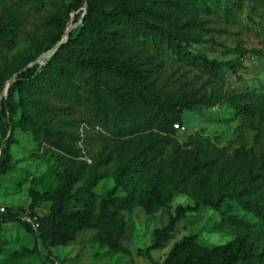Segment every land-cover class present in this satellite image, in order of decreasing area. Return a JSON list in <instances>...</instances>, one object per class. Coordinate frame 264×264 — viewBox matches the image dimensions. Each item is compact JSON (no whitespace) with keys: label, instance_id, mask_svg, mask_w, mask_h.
I'll return each instance as SVG.
<instances>
[{"label":"trees","instance_id":"trees-1","mask_svg":"<svg viewBox=\"0 0 264 264\" xmlns=\"http://www.w3.org/2000/svg\"><path fill=\"white\" fill-rule=\"evenodd\" d=\"M246 5L264 13V0H0V73L6 80L55 48L72 14L75 24L81 22L39 72L17 78L2 102L0 178L9 171L16 130L51 153L61 171L56 189L30 193L31 222L8 209L0 216V264H11L4 258L8 224L25 228L35 250L67 247L95 231L92 242L119 253L125 251L127 213L141 208L156 216L178 195L194 205L179 206L169 224L154 231L153 244L141 252L148 264H264V85L229 90L221 98L187 78L194 71L210 84L225 68L236 73L248 57L264 56L238 46L226 49L237 63L218 62L192 50L211 43L206 37L215 17L230 20ZM21 34L28 37L25 51L18 50ZM222 102L256 133L252 145L230 151L199 132L179 140L175 126H185L186 112ZM92 143L96 153L88 164L82 147ZM112 175L117 186L98 196L95 190ZM228 202L260 224L231 214ZM43 204L50 209L39 216ZM201 207L220 213L236 238L210 248L186 236L164 261H155L151 252L164 250L177 224Z\"/></svg>","mask_w":264,"mask_h":264},{"label":"rangeland","instance_id":"rangeland-1","mask_svg":"<svg viewBox=\"0 0 264 264\" xmlns=\"http://www.w3.org/2000/svg\"><path fill=\"white\" fill-rule=\"evenodd\" d=\"M231 8H234L233 5ZM75 17L76 14H72L71 33L81 23L75 24ZM208 28L210 32L206 39L210 40L211 43L193 46L192 50H199L211 60L237 63L239 57L226 55V49H235L238 46L249 51L260 50L264 52V13L262 8L258 6L246 5L243 12H237L236 16L230 20L226 19L223 14L218 15ZM34 31L35 29L31 32ZM18 40L20 43L18 50H27L28 37L21 34ZM52 50L44 52L39 58ZM45 61L39 62L27 70L28 75L39 72L45 65ZM172 71L171 68L167 70L164 77L165 81L169 78L171 80ZM223 73L222 77L212 79L210 84L206 83V77L201 78L194 71H190L187 78L194 84L195 88L203 87L204 92L207 93L214 91L222 98L229 90L264 85V56L248 57L244 61V67L236 73L228 68H225ZM11 79L6 80L5 75L0 73V100ZM8 95L9 92L5 94V98ZM184 124L187 131L184 134L181 131L178 132L180 141L186 142L190 136L199 132L205 140H209L213 145L230 151L241 144L252 145L256 136L254 131L235 117L224 102L214 108L202 107L196 112H186ZM13 136L14 142L10 148L12 162L8 173L0 178V207L17 214L22 220H27V213L32 202L30 193L32 191L43 193L46 190L56 189L58 185L57 175L61 168L51 153L46 154L44 149L38 150L31 135L16 130ZM82 148L86 154L82 160L91 164V155L96 153L95 144H89L87 148L84 145ZM1 160L2 151L0 150V163ZM116 186L117 180L112 175L103 180L95 192L98 196H103ZM120 194L123 195L121 191ZM181 205H194V203L188 197L178 195L171 204V208L156 216H148L141 208H136L132 213H127L129 230L122 243L125 251L119 253L101 248L92 242L91 238L96 234L95 231L81 233L77 240L67 247L46 249L40 246L38 250H35L36 241L34 237L19 223H11L5 226L4 237L9 245L4 258L11 264H148L149 260L142 256L141 252H146L151 247L154 231L167 226L171 216L175 215L176 209ZM227 206V210L231 214L247 219L254 224H260L255 216L247 214L235 203L228 202ZM49 209V204H43L37 213L39 216H43L49 212ZM237 234L236 229L224 223L220 213L201 207L199 211L188 214L185 219L179 222L171 242L164 250L152 251L151 257L158 262L164 261L174 243L186 236H196L199 244L214 248L233 241Z\"/></svg>","mask_w":264,"mask_h":264},{"label":"water","instance_id":"water-1","mask_svg":"<svg viewBox=\"0 0 264 264\" xmlns=\"http://www.w3.org/2000/svg\"><path fill=\"white\" fill-rule=\"evenodd\" d=\"M85 10L87 9V4L85 5ZM72 22H73V19L70 21L69 25H68V28H67V31L64 35V38L63 40L55 47L53 48V50L51 52H49L48 54L42 56L41 58H39L38 60H36L34 63H32L31 65H29L26 69H24L22 72H20L19 74H17L16 76H14L11 81H10V84L7 86L6 88V91L4 93V95L2 96L1 100H0V120H1V107H2V102L3 100L5 99V94L9 92L10 90V86L11 84H14L17 80V78L19 77L20 74L26 72L27 70H29L31 67L35 66L36 64H38L39 62H42L48 58H51L63 45H65L69 38H70V35H71V31H72Z\"/></svg>","mask_w":264,"mask_h":264},{"label":"built area","instance_id":"built-area-1","mask_svg":"<svg viewBox=\"0 0 264 264\" xmlns=\"http://www.w3.org/2000/svg\"><path fill=\"white\" fill-rule=\"evenodd\" d=\"M175 129L178 130V131H181L182 133H184V132L187 131V127L186 126H183V125H180V124L176 125L175 126ZM5 213H6V208L0 207V216L3 215V214H5ZM25 221L31 222L30 219H27Z\"/></svg>","mask_w":264,"mask_h":264},{"label":"crops","instance_id":"crops-1","mask_svg":"<svg viewBox=\"0 0 264 264\" xmlns=\"http://www.w3.org/2000/svg\"><path fill=\"white\" fill-rule=\"evenodd\" d=\"M158 262V261H157Z\"/></svg>","mask_w":264,"mask_h":264}]
</instances>
